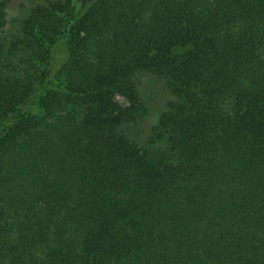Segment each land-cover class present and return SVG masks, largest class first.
Listing matches in <instances>:
<instances>
[{
  "label": "trees",
  "instance_id": "obj_1",
  "mask_svg": "<svg viewBox=\"0 0 264 264\" xmlns=\"http://www.w3.org/2000/svg\"><path fill=\"white\" fill-rule=\"evenodd\" d=\"M11 1L0 264H264V0Z\"/></svg>",
  "mask_w": 264,
  "mask_h": 264
},
{
  "label": "rangeland",
  "instance_id": "obj_2",
  "mask_svg": "<svg viewBox=\"0 0 264 264\" xmlns=\"http://www.w3.org/2000/svg\"><path fill=\"white\" fill-rule=\"evenodd\" d=\"M21 0H12L7 8V20L12 21L19 15ZM176 52H180L177 50ZM138 89L142 95L147 96L150 99L149 106L151 111L157 113L162 109L165 101L167 100V94L162 90L159 83H153L151 76L143 74L138 80Z\"/></svg>",
  "mask_w": 264,
  "mask_h": 264
}]
</instances>
